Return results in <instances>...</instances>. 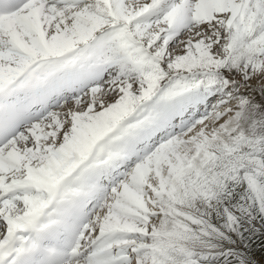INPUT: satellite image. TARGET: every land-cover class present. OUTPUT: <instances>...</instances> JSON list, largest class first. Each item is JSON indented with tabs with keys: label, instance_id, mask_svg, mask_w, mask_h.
Wrapping results in <instances>:
<instances>
[{
	"label": "snow or ice",
	"instance_id": "6c2138e0",
	"mask_svg": "<svg viewBox=\"0 0 264 264\" xmlns=\"http://www.w3.org/2000/svg\"><path fill=\"white\" fill-rule=\"evenodd\" d=\"M264 0H0V264H264Z\"/></svg>",
	"mask_w": 264,
	"mask_h": 264
},
{
	"label": "rangeland",
	"instance_id": "374dc122",
	"mask_svg": "<svg viewBox=\"0 0 264 264\" xmlns=\"http://www.w3.org/2000/svg\"><path fill=\"white\" fill-rule=\"evenodd\" d=\"M254 256L257 261H264V250L259 248L254 249Z\"/></svg>",
	"mask_w": 264,
	"mask_h": 264
}]
</instances>
